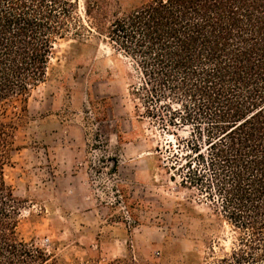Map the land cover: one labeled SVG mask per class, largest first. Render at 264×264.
<instances>
[{
  "label": "trees",
  "instance_id": "1",
  "mask_svg": "<svg viewBox=\"0 0 264 264\" xmlns=\"http://www.w3.org/2000/svg\"><path fill=\"white\" fill-rule=\"evenodd\" d=\"M94 33L134 61L136 94L165 103L170 125L190 128L182 183L236 232L229 251L211 249L199 264H264V0H0V116L17 100L26 115L58 39ZM17 129L0 118V264H164L67 262L25 240L23 200L6 178ZM165 264L196 263L183 254Z\"/></svg>",
  "mask_w": 264,
  "mask_h": 264
},
{
  "label": "rangeland",
  "instance_id": "2",
  "mask_svg": "<svg viewBox=\"0 0 264 264\" xmlns=\"http://www.w3.org/2000/svg\"><path fill=\"white\" fill-rule=\"evenodd\" d=\"M141 82L134 61L105 36L69 34L55 44L26 115L20 100L6 106L0 118L18 121L20 146L6 178L23 200L25 240L67 262L165 264L186 254L199 264L211 249H231L232 226L182 183L189 126L170 125L165 103L136 94Z\"/></svg>",
  "mask_w": 264,
  "mask_h": 264
}]
</instances>
